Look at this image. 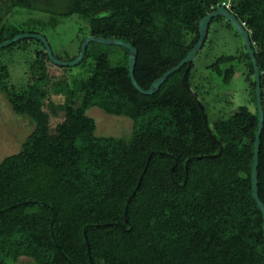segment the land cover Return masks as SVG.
<instances>
[{"label": "trees", "instance_id": "16d2710c", "mask_svg": "<svg viewBox=\"0 0 264 264\" xmlns=\"http://www.w3.org/2000/svg\"><path fill=\"white\" fill-rule=\"evenodd\" d=\"M38 1L0 0V41L42 32L30 25L51 31L75 16L82 22L76 49L54 56L75 58L89 34L128 41L137 52L134 77L145 89L191 49L199 18L227 1L249 32L264 113V0H64L57 11ZM20 9L45 13L18 25L2 21ZM212 22L241 37L221 14L207 33ZM207 33L194 58L149 94L131 82L128 48L118 44L89 41L75 64L85 67L55 77L61 101L51 98L53 62L41 40L22 38L40 46L24 57L19 82L0 59V92L31 126L19 149L0 160V264H18L21 256L33 264H264L263 218L251 182L253 66L243 43L239 53L208 63L227 82L243 60L249 90L248 103L210 121L192 83ZM91 106L128 118L129 131L96 133L86 113ZM51 116L61 117L52 127ZM257 191L264 203V117Z\"/></svg>", "mask_w": 264, "mask_h": 264}, {"label": "rangeland", "instance_id": "374dc122", "mask_svg": "<svg viewBox=\"0 0 264 264\" xmlns=\"http://www.w3.org/2000/svg\"><path fill=\"white\" fill-rule=\"evenodd\" d=\"M41 1L45 4L46 1H49V3L52 4L50 6L53 7L55 11L64 9V0ZM15 12L17 11L15 10ZM20 13L13 17H11V15H6L3 17L2 21L10 22L12 25H18L20 21L29 18L30 15L39 17L45 12L39 9L33 11L20 9ZM79 26H82V22L77 20V17L71 16L64 21H60L58 26L51 31L39 28L35 25H30L29 27L42 31L50 44L52 52L62 56V54L66 52L71 53L76 49L75 46L78 34L79 36L82 35L81 32H79ZM23 28L27 29V26H23ZM42 32L40 33L42 34ZM207 34V41L201 48L197 60L195 61L192 83L193 85H199L198 98L201 96L203 97L202 100L205 105L207 117L210 121H213L217 117L229 113L237 105L248 103L249 90L245 79L246 67L243 60L235 61L234 71L227 82H223L220 79V75L212 73L207 69L208 63L214 60L217 55L221 53H239L243 43L241 37L234 32L233 28L213 22ZM23 40L24 39H18V41L0 47V59L7 64L12 73L11 78L16 82L23 80V72L26 68L24 57L28 54L32 55L34 47L40 46L39 43L32 39H26V43H24ZM23 44L28 46L25 47ZM47 63L49 64L48 70L52 78L48 82V87L51 89V98L55 101H61L63 93L59 89L60 85L57 83L56 78L60 75H66L67 71L65 70L76 72L80 69L82 70L85 66H81V64L77 66L74 65L69 69L65 66H58L55 63ZM15 74L17 78L13 77ZM250 105L253 106L252 103H250ZM86 113L94 117L96 133L98 134H111L117 136L126 133V131L130 129L131 122L128 118L108 114L99 107L91 106L86 110ZM60 119V116H51L47 123L52 127L55 122ZM30 128L31 126L26 117L16 115L9 101L3 93L0 92V160L3 156L19 149ZM18 264H33V261L30 257L21 256L18 260Z\"/></svg>", "mask_w": 264, "mask_h": 264}, {"label": "water", "instance_id": "95a60500", "mask_svg": "<svg viewBox=\"0 0 264 264\" xmlns=\"http://www.w3.org/2000/svg\"><path fill=\"white\" fill-rule=\"evenodd\" d=\"M219 14L223 15L226 19H228L230 21V23L233 25V27L241 34L243 44L245 46V50L249 54L250 59H251V63L253 66L252 78L255 81V85H256V87H255V98H256V106L258 109V124H257V129L255 132V137H254V152H253V163H252V171H251V177H252L251 182H252V196H253L254 200L256 201V203H257V205L261 211L262 218H263L262 230H263V235H264V203L260 199V197L258 195V191H257V162H258V150H259V135H260L261 127L263 124V117H264L261 88H260V83H259L260 70L257 66V62H256V59L254 56V51H253V48L251 45V40L249 37L248 30L244 27L242 22H240L238 20V18H236L235 14L233 12H231L227 7L220 6L218 8L211 10V11H208L205 15H203L199 18L198 24H197L199 36H198L197 41L193 44L191 49L185 54L184 57H182L175 65H173L170 68H168L167 70H165L160 76L153 79L152 82L150 83L149 87L146 89L142 88L137 83V81L134 77V74H133L134 63H135L136 53H137L136 48L130 42L124 41V40L119 39V38H106L103 36H97V35L89 34L82 39L81 44H80V49H79L77 56L71 60H63V59H60V58H57L56 56H54V54L52 53V49L50 47V44H49L48 40L46 39V37L43 34L37 33V32L17 33L10 38H7L5 40L0 41V47L11 44V43L17 41L18 39H22L24 37H34V38H38L39 40L42 41V43L44 45V49H45L49 59L53 63L58 64V65H75V64L79 63L81 61V59L83 58L87 43L91 40L101 42V43H106V44L122 45V46L128 48V71H129V76L131 78V82L139 91L149 94V93L155 92L159 88L160 84L166 79V77L171 72H173L175 69H177L184 62L190 61L194 58V56L196 55V52L200 48V46H201V44H202V42L206 36L210 19L213 16L219 15Z\"/></svg>", "mask_w": 264, "mask_h": 264}, {"label": "built area", "instance_id": "2783aa9c", "mask_svg": "<svg viewBox=\"0 0 264 264\" xmlns=\"http://www.w3.org/2000/svg\"><path fill=\"white\" fill-rule=\"evenodd\" d=\"M221 5L227 7L229 3L227 1H221Z\"/></svg>", "mask_w": 264, "mask_h": 264}]
</instances>
